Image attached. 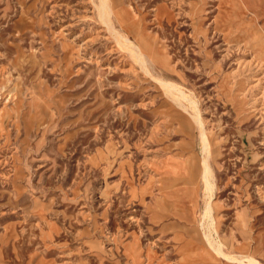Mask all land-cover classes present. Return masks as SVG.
I'll return each mask as SVG.
<instances>
[{"label":"rangeland","instance_id":"1","mask_svg":"<svg viewBox=\"0 0 264 264\" xmlns=\"http://www.w3.org/2000/svg\"><path fill=\"white\" fill-rule=\"evenodd\" d=\"M0 264H264V0H0Z\"/></svg>","mask_w":264,"mask_h":264},{"label":"bare ground","instance_id":"2","mask_svg":"<svg viewBox=\"0 0 264 264\" xmlns=\"http://www.w3.org/2000/svg\"><path fill=\"white\" fill-rule=\"evenodd\" d=\"M139 54V53H138ZM140 55V54H139ZM139 57V56H138ZM182 94V93H181ZM177 97V96H176ZM181 98V97H180ZM206 133H204L203 132V134H202V140H201V146H202V148H204V151H207V152H209L210 150V148H209V142H208V139H207V136L205 135ZM210 171H209V166H208V162H207V160H206V158H205V161H204V178L206 179V181L207 182H209L210 183ZM242 261V260H241Z\"/></svg>","mask_w":264,"mask_h":264}]
</instances>
